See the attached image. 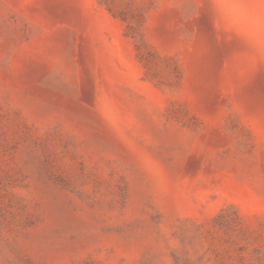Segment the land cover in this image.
<instances>
[{
    "label": "rangeland",
    "instance_id": "1",
    "mask_svg": "<svg viewBox=\"0 0 264 264\" xmlns=\"http://www.w3.org/2000/svg\"><path fill=\"white\" fill-rule=\"evenodd\" d=\"M0 264H264V0H0Z\"/></svg>",
    "mask_w": 264,
    "mask_h": 264
}]
</instances>
